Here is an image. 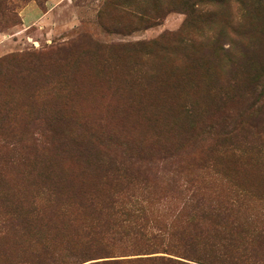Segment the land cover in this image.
<instances>
[{"label": "rangeland", "instance_id": "obj_1", "mask_svg": "<svg viewBox=\"0 0 264 264\" xmlns=\"http://www.w3.org/2000/svg\"><path fill=\"white\" fill-rule=\"evenodd\" d=\"M13 2L0 264H264L223 237L264 230V0H72L24 32ZM135 159L147 177L104 176Z\"/></svg>", "mask_w": 264, "mask_h": 264}, {"label": "trees", "instance_id": "obj_2", "mask_svg": "<svg viewBox=\"0 0 264 264\" xmlns=\"http://www.w3.org/2000/svg\"><path fill=\"white\" fill-rule=\"evenodd\" d=\"M4 30V29H3ZM130 163L132 165L125 166L123 167L126 163L122 164V168L119 169L118 173L115 174H108L106 173L104 176L105 177H110L111 175H115L117 180L120 178H125L128 179L130 177H136L137 175L147 177L150 171L147 168H144L142 163H140V160L135 159V160H130ZM135 164H139V167L135 166ZM113 192V191H112ZM208 194L207 192H202L199 189L192 190L190 192V196L193 198H197V204L194 207V210L198 209L199 213H204L207 212L208 210H216L215 207L212 206H206L204 203V197ZM115 193L113 192L110 196L112 202L114 204H117L115 198ZM210 195V194H209ZM111 208H117L115 205H111ZM206 208V209H204ZM141 236H146L145 233H141ZM227 240L235 243H240V245L237 246V251L240 252V250L243 252L240 255H243L245 257H250L251 252L250 249H261V245L264 243V230L261 229L259 232L256 230V228H252L251 225L248 222L244 221H239L237 225L234 227V234H227L226 236H223ZM152 238L160 240L161 237L159 234H155L152 236ZM151 238V239H152ZM189 239L191 240H197L195 235L194 236H189ZM154 244V243H153ZM253 245L255 247H253ZM189 260H193L197 263H202L198 260H194L192 258H188ZM140 262V263H146V264H191L189 261H184L181 259H177L175 257H169L165 255H160L156 257H146V258H139L138 260H121V259H114V260H104L102 263L99 262H94L95 264H131L133 262ZM196 264V263H194Z\"/></svg>", "mask_w": 264, "mask_h": 264}, {"label": "crops", "instance_id": "obj_3", "mask_svg": "<svg viewBox=\"0 0 264 264\" xmlns=\"http://www.w3.org/2000/svg\"><path fill=\"white\" fill-rule=\"evenodd\" d=\"M72 2V0H46L44 6L39 4L37 0H17V2L11 3V10L15 11L19 16V23L17 28L25 31L29 28L39 25L45 26L49 24V17L53 14H57V9L61 7L63 3ZM11 33H7L6 30L0 29V49L8 44Z\"/></svg>", "mask_w": 264, "mask_h": 264}]
</instances>
